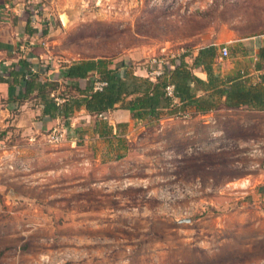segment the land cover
<instances>
[{
  "label": "rangeland",
  "instance_id": "374dc122",
  "mask_svg": "<svg viewBox=\"0 0 264 264\" xmlns=\"http://www.w3.org/2000/svg\"><path fill=\"white\" fill-rule=\"evenodd\" d=\"M20 21L46 70L99 58L140 72L163 50L235 58L264 35V0H0V43ZM115 116L98 134L96 117L56 126L65 140L39 145L38 174L0 172V264H264V117Z\"/></svg>",
  "mask_w": 264,
  "mask_h": 264
},
{
  "label": "crops",
  "instance_id": "0c3cea01",
  "mask_svg": "<svg viewBox=\"0 0 264 264\" xmlns=\"http://www.w3.org/2000/svg\"><path fill=\"white\" fill-rule=\"evenodd\" d=\"M17 25L15 28H17L18 36L13 43L10 45L0 43V51L13 50V55L17 54V56L9 55L11 58H0V144L3 146V150H0V172L16 170L14 172H27L28 175H33L38 174L36 168L39 167L35 165L36 160L38 162L46 157L45 152L40 151L39 145L47 143L46 136L53 127L62 125L68 128L73 125L74 120L80 118H84L83 123L87 126L89 122H86L88 121L86 119L96 117L97 121L94 122V127L93 124H90L86 129L87 131L91 130L92 133L94 129V132L98 134L95 126L99 127L102 122L112 126L108 122V117L112 114H115V118L118 117V119L120 117L126 118L128 121L134 119L129 110L123 109L119 105L116 109L105 113L101 119L90 115L83 105L78 107L75 102H72L74 100L72 98L79 96V92L91 88L92 81L99 75L96 71H90L85 78H69L65 77V69L74 62L99 58H73L71 61H65L60 68L55 65L44 72L41 63L44 58H37L30 54L27 55V58L25 57L28 50H31L30 47L33 46V37L36 36V31L29 26L26 27L28 24L23 21L18 22ZM240 43L238 51H241V54L225 60L223 58L228 56L222 55V48L226 47L229 50L228 46L224 44L219 46L218 43H215L204 47L215 49V57L211 62V73L214 74V77H219L218 84L225 81L228 76L239 73L249 84L258 87L259 90H264V57L261 56V50L264 48V35L245 38ZM204 48L183 53L179 58H186L190 72L208 84L211 78L207 69L204 65L196 63V58ZM116 62L118 60H114L109 67L115 68L121 65L120 71L122 72L128 70L136 76H146L144 71L133 72L128 68L124 69L126 61L121 64H116ZM189 86L190 100L201 99L202 105L197 108L194 103L189 104L184 108L185 110H182L185 111V114L193 113L195 117H199H196L198 119L207 117L214 120L222 112L246 109L244 107L228 108L225 104L226 98L220 96L215 89L208 85L201 88L191 81ZM54 96H58L63 100L62 104L68 106L70 111L68 118L63 116L53 118L45 114L46 103ZM175 103L177 107L182 105L179 98ZM254 112L264 117V110ZM165 113L167 114L166 111ZM178 114H181V111Z\"/></svg>",
  "mask_w": 264,
  "mask_h": 264
},
{
  "label": "trees",
  "instance_id": "16d2710c",
  "mask_svg": "<svg viewBox=\"0 0 264 264\" xmlns=\"http://www.w3.org/2000/svg\"><path fill=\"white\" fill-rule=\"evenodd\" d=\"M261 56L264 57V48L261 50ZM214 57L215 49L210 47L202 49L199 57L196 58V63L204 65L210 75L211 80L208 84L195 77L190 72L186 58L181 57L175 69L155 81L147 76H136L128 70L122 72L121 65L110 68L109 65L114 60L105 59L74 62L65 69V77L85 78L90 71H96L99 75L98 79L107 82V86L102 91H94L92 81L91 88L79 92V96L72 98L74 99L72 102L78 107L83 105L90 115L99 118H103L105 113L116 109L118 105L129 110L134 120L141 122L159 120L164 115L177 116L180 111L184 114L185 111L182 110L193 103L199 108L202 105L201 99L190 100L191 81L201 88L208 85L215 89L220 96L226 98L225 104L230 109L244 107L253 111L264 110V90L249 84L241 74L228 76L225 81L218 84L219 77H214L211 73V62ZM168 84L175 85L176 97L180 99L181 107H177L174 99L167 96L165 88ZM56 98L59 97L54 96L46 103L45 114L53 118L59 116L68 118L70 114L68 106L58 104ZM205 103L208 105L207 102ZM165 111L167 114H164Z\"/></svg>",
  "mask_w": 264,
  "mask_h": 264
},
{
  "label": "built area",
  "instance_id": "2783aa9c",
  "mask_svg": "<svg viewBox=\"0 0 264 264\" xmlns=\"http://www.w3.org/2000/svg\"><path fill=\"white\" fill-rule=\"evenodd\" d=\"M222 55L224 57L228 56V48L226 47L222 48ZM41 63L43 65L42 67L43 70L47 71L46 70L47 66L53 65L54 60L53 58H44ZM178 63H179V56L168 54L166 50H163V52L159 56H154L147 61L145 69H143V71L145 72L147 77H149L152 81H155L158 78L163 77L165 74H167V72L175 69ZM106 86H107V82L103 80H99L98 78L93 80L94 91H102ZM165 91L168 97L173 98L175 102L177 101L175 85L168 84L165 88ZM56 101L58 104L63 103V100H61L60 98H56ZM184 115L179 114V116H184ZM30 140L34 141L33 139ZM46 140L50 144H59L65 140V131L64 130L60 131L59 129L55 128L47 134ZM0 150H3V146L1 144H0Z\"/></svg>",
  "mask_w": 264,
  "mask_h": 264
},
{
  "label": "water",
  "instance_id": "95a60500",
  "mask_svg": "<svg viewBox=\"0 0 264 264\" xmlns=\"http://www.w3.org/2000/svg\"><path fill=\"white\" fill-rule=\"evenodd\" d=\"M64 13L66 14V16H65V18H63V16H61V22H62L63 25H66L68 23V21H69V16H68V14L66 12H64Z\"/></svg>",
  "mask_w": 264,
  "mask_h": 264
},
{
  "label": "bare ground",
  "instance_id": "6f19581e",
  "mask_svg": "<svg viewBox=\"0 0 264 264\" xmlns=\"http://www.w3.org/2000/svg\"><path fill=\"white\" fill-rule=\"evenodd\" d=\"M62 16H63V18H65L66 14L64 13Z\"/></svg>",
  "mask_w": 264,
  "mask_h": 264
}]
</instances>
